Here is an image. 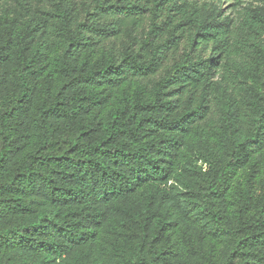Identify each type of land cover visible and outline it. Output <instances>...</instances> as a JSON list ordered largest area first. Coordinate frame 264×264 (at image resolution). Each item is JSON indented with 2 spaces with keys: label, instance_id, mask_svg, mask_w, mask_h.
Wrapping results in <instances>:
<instances>
[{
  "label": "trees",
  "instance_id": "16d2710c",
  "mask_svg": "<svg viewBox=\"0 0 264 264\" xmlns=\"http://www.w3.org/2000/svg\"><path fill=\"white\" fill-rule=\"evenodd\" d=\"M31 1L0 0V264H264V0Z\"/></svg>",
  "mask_w": 264,
  "mask_h": 264
},
{
  "label": "rangeland",
  "instance_id": "374dc122",
  "mask_svg": "<svg viewBox=\"0 0 264 264\" xmlns=\"http://www.w3.org/2000/svg\"><path fill=\"white\" fill-rule=\"evenodd\" d=\"M200 2L202 1H214L216 3H218L221 8L222 11L225 13H230V14H235V12L240 9L241 7L251 4V5H257L261 3V0H242V2L240 4L234 3L233 0H198ZM52 1L51 0H32L31 1V5L35 8L38 9H51L52 6ZM146 22V21H145ZM143 26H145V23L141 24L139 29L142 28Z\"/></svg>",
  "mask_w": 264,
  "mask_h": 264
}]
</instances>
